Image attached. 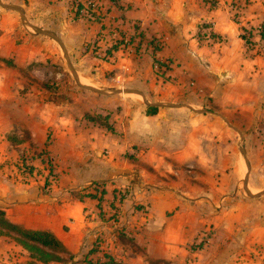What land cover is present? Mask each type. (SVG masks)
<instances>
[{"label": "crops", "instance_id": "0c3cea01", "mask_svg": "<svg viewBox=\"0 0 264 264\" xmlns=\"http://www.w3.org/2000/svg\"><path fill=\"white\" fill-rule=\"evenodd\" d=\"M0 3L8 6L0 5V212L8 223L51 233L75 262L264 264V199L231 195L238 181L221 154L207 164V154L170 149L222 137L216 119L183 106L215 105L226 118L253 121L264 108V0ZM62 45L89 87L81 94L62 86ZM225 158L238 162V154ZM30 159L32 170L19 172ZM17 237L0 232V264H66L33 258Z\"/></svg>", "mask_w": 264, "mask_h": 264}, {"label": "rangeland", "instance_id": "374dc122", "mask_svg": "<svg viewBox=\"0 0 264 264\" xmlns=\"http://www.w3.org/2000/svg\"><path fill=\"white\" fill-rule=\"evenodd\" d=\"M0 5H2L0 3ZM6 5H2V7H5ZM8 8V6H6ZM18 9V8H16ZM90 10L94 11L93 14H100L98 17H102L100 9L97 10V8L92 7V4L90 5ZM20 10V9H18ZM99 11V12H96ZM28 26H31L28 24ZM29 28V27H28ZM30 32L32 34H36L35 27L31 26L29 28ZM38 30V29H36ZM41 33H43L41 31ZM244 35H246V31L243 32ZM162 46V45H161ZM62 49L64 53L62 54V61L63 66L61 67V72L64 71L67 74V78L63 77L62 80V86L63 87H74L75 93H82L83 88H89V87H82L78 81L77 75L75 73L74 67L70 63V58L62 45ZM161 67L158 65V69ZM73 78H72V76ZM71 83V84H70ZM92 88V87H91ZM100 89V88H98ZM95 90V89H94ZM97 91V90H96ZM88 92V91H87ZM99 93H102L100 96H113L110 94H107V91L104 90H98ZM89 93V92H88ZM92 92H90L91 94ZM93 94V93H92ZM97 96L99 94H96ZM177 107L183 106V105H176ZM186 107L187 113L191 114V116L195 118H201L199 115H204V118L213 119L211 124L214 123V119L217 120L219 125L221 127L212 128V130L216 129V133L218 136H222L221 139H218L217 136H215L214 139L208 138L205 139L197 138L195 141L192 138L191 142L188 144L186 142L179 143L176 142L173 147H170V149L173 151H182V147H184V150H186V153L191 154H207L208 162L207 164H211L209 160H212L214 162V155L221 154V158L223 159L220 161V164L222 163L223 168L225 170H228V174L236 175V179L238 181L237 186L233 187V189L230 191L231 195H238L241 198H244L248 201H252L254 199L263 198L264 199V114H261L257 116L260 112V110L264 109L262 108V104H258L256 106V109H258L255 113L254 121L250 119L249 116H247V113L242 114H235L234 116L230 118L224 117V115L220 112V109L217 106H209L204 107L203 109H195L193 107L189 106H183ZM221 113V114H220ZM103 125H105L104 119L100 121ZM99 122V123H100ZM196 128L195 132H198ZM208 129V130H207ZM207 135L209 133V127L207 125L206 127ZM186 141V140H185ZM43 154H46V152L41 153L39 156H42ZM227 154H238V162H230L227 161L225 158ZM26 158V157H24ZM23 160V159H22ZM32 160H28V162H24V166L19 168V172L25 168L27 172L32 170L33 167H31ZM22 163V161H20ZM233 165V166H232ZM18 168V167H17ZM22 168V169H21ZM46 169H48L51 172H53L54 167L49 162L47 163ZM24 171V170H23ZM51 175V174H50ZM230 177L223 176L222 181L224 182L225 187H229L231 184ZM48 180V179H47ZM222 182V183H223ZM46 185L49 186L50 183L47 181ZM249 185H253L249 187ZM250 188V189H249ZM261 188V190H260ZM229 192V191H228ZM234 198V197H233ZM239 198H237L238 200ZM235 199L233 202L223 205V211H226L230 206H234V204L237 202ZM233 204V205H232ZM221 211V210H218ZM228 211V210H227ZM0 232L5 234H10V230L5 229L3 227H0ZM16 254H20V252L14 251ZM61 257L66 261V264H93L91 262H88L85 258L81 259L78 262L70 260L67 256L61 255ZM13 264H20L18 262H15Z\"/></svg>", "mask_w": 264, "mask_h": 264}, {"label": "trees", "instance_id": "16d2710c", "mask_svg": "<svg viewBox=\"0 0 264 264\" xmlns=\"http://www.w3.org/2000/svg\"><path fill=\"white\" fill-rule=\"evenodd\" d=\"M248 43H250L248 36L242 35ZM158 49V48H157ZM158 51V50H157ZM156 108H149L148 114L155 115ZM108 129H110L108 127ZM102 195L105 192H101ZM0 227L10 230V233H15L17 241L24 246L33 258H38L43 263L62 262L61 255L66 254V250L62 243L51 233L42 231H26L8 223L4 217L3 212H0ZM106 261L101 264H122L116 262L113 258L105 256Z\"/></svg>", "mask_w": 264, "mask_h": 264}, {"label": "built area", "instance_id": "2783aa9c", "mask_svg": "<svg viewBox=\"0 0 264 264\" xmlns=\"http://www.w3.org/2000/svg\"><path fill=\"white\" fill-rule=\"evenodd\" d=\"M156 47L158 48V49H161L162 48V46H161V44L159 43V44H157L156 45Z\"/></svg>", "mask_w": 264, "mask_h": 264}]
</instances>
